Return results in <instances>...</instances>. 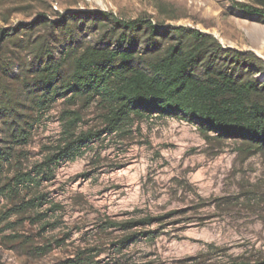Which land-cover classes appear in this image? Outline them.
Here are the masks:
<instances>
[{
    "label": "rangeland",
    "instance_id": "rangeland-1",
    "mask_svg": "<svg viewBox=\"0 0 264 264\" xmlns=\"http://www.w3.org/2000/svg\"><path fill=\"white\" fill-rule=\"evenodd\" d=\"M236 2L264 8V0H0V29L18 28L15 34L26 38L24 28L33 20L45 21L34 27V35L43 34L64 13L102 10L122 20L196 28L264 60V23ZM55 34L57 54L66 52L67 42ZM96 35L84 29L80 38L92 42ZM16 38L6 42V52L20 63L28 55L19 44L27 45ZM68 109L80 111L79 129L100 123L95 103L57 100L18 147L24 166L40 161L59 138L61 113ZM39 190L59 206L38 207L47 216L37 222L11 215L12 224L0 233V264L264 262V152L207 139L188 121L153 117L135 123L125 137L107 136L41 176ZM146 216L166 217L130 231L110 225ZM129 234L134 238L125 242Z\"/></svg>",
    "mask_w": 264,
    "mask_h": 264
},
{
    "label": "trees",
    "instance_id": "trees-1",
    "mask_svg": "<svg viewBox=\"0 0 264 264\" xmlns=\"http://www.w3.org/2000/svg\"><path fill=\"white\" fill-rule=\"evenodd\" d=\"M235 5L264 23V8ZM40 22L45 21L27 24L26 38L15 34L18 28L0 29V199L6 200L0 204V233L12 224L11 215L37 222L47 216L38 207L59 206L40 192L41 176L52 175L57 165L84 155L107 136L125 137L142 120L175 117L196 124L207 139L233 140L247 153L264 152V78L258 77L264 60L253 51L224 47L196 28L149 18L122 20L102 10L64 13L49 21L48 32L34 35ZM84 29L97 33L92 42L81 40ZM55 31L67 42L66 52L57 54ZM15 37L27 45L19 44L28 55L20 63L6 52V42ZM66 97L95 103L100 123L79 129L80 111H62L59 138L45 147L40 161L24 166L18 147L29 142L53 103ZM164 217L110 225L130 231ZM42 224L43 230L51 225ZM133 238L129 234L124 240Z\"/></svg>",
    "mask_w": 264,
    "mask_h": 264
}]
</instances>
